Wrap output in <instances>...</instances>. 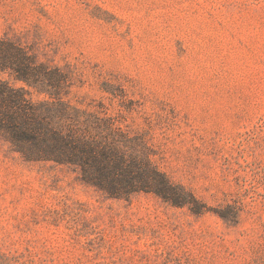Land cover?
Masks as SVG:
<instances>
[{"label":"rangeland","instance_id":"1","mask_svg":"<svg viewBox=\"0 0 264 264\" xmlns=\"http://www.w3.org/2000/svg\"><path fill=\"white\" fill-rule=\"evenodd\" d=\"M0 38L193 197L110 199L0 139V264H264V0H0Z\"/></svg>","mask_w":264,"mask_h":264},{"label":"trees","instance_id":"2","mask_svg":"<svg viewBox=\"0 0 264 264\" xmlns=\"http://www.w3.org/2000/svg\"><path fill=\"white\" fill-rule=\"evenodd\" d=\"M9 74L54 100L33 102L29 92L0 79V139L29 163L73 168L87 185L116 200L153 193L175 207L193 197L174 184L152 160L150 146L105 120L102 127L81 119L80 111L63 101L65 77L39 63L23 46L0 38V76Z\"/></svg>","mask_w":264,"mask_h":264}]
</instances>
